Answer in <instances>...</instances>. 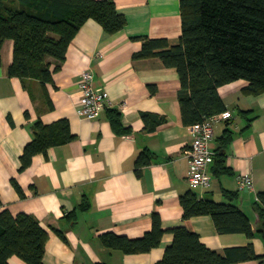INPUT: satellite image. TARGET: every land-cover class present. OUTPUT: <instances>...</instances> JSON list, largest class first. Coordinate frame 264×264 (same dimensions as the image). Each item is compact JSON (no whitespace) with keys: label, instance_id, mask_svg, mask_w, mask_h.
Here are the masks:
<instances>
[{"label":"crops","instance_id":"0c3cea01","mask_svg":"<svg viewBox=\"0 0 264 264\" xmlns=\"http://www.w3.org/2000/svg\"><path fill=\"white\" fill-rule=\"evenodd\" d=\"M125 18L114 34L86 20L73 36L52 81L21 80L9 76L13 41L0 45V201L12 215H33L47 231L43 264H154L172 241L170 229L184 226L198 234L207 247L222 252L249 242L257 255L264 242L257 235L217 232L210 216L182 218L179 196L190 190V172L184 150L191 136L182 122L175 68L157 56L134 58L145 37H163L177 45L181 34L179 0H112ZM16 0H0V12ZM90 69L93 85L112 106L96 119H81L76 108L81 94L80 74ZM243 79L221 85L217 92L232 118L213 126L208 163L210 186L197 189L198 198L232 203L249 218L253 231L258 216L257 193L264 191V93H243ZM119 114L121 127L111 124ZM145 115V116H143ZM65 119L74 138L49 147L32 157L20 170V156L33 139V126ZM231 133L223 145L228 173L217 174L215 158L225 130ZM150 162L136 166L140 153ZM250 175L251 189L240 190L238 178ZM15 181V184L13 183ZM225 191L236 193L229 200ZM86 201L84 209L80 204ZM76 212L72 224L66 215ZM158 214L165 233L160 244L144 253H124L104 247L99 235L114 232L129 238L151 229ZM60 231L64 239L57 233ZM10 264H21L14 258ZM233 264H264L247 260Z\"/></svg>","mask_w":264,"mask_h":264},{"label":"trees","instance_id":"16d2710c","mask_svg":"<svg viewBox=\"0 0 264 264\" xmlns=\"http://www.w3.org/2000/svg\"><path fill=\"white\" fill-rule=\"evenodd\" d=\"M179 1V43L169 46L166 38L145 37L134 58L157 56L166 67L175 68L180 81L178 102L182 122L190 125L226 110L217 88L235 80L247 81L243 93H264V0ZM88 19L97 21L108 34L125 26V18L112 0H16L7 5L0 12V45L5 39L13 41L9 76L23 81L37 79L43 85L51 82L73 36ZM111 124L116 132L127 131L121 127L117 113L112 115ZM73 138L65 119L49 125L37 121L33 139L20 156L19 169L28 167L34 155ZM230 138L227 129L215 158L217 174L229 172L221 149ZM149 162V155L142 152L136 166ZM195 191L190 188L179 196L183 219L207 215L220 234L243 233L249 239L257 235L264 242V191L257 193L254 203L258 216L256 231L236 205L198 198ZM225 195L229 200L236 197L232 191H225ZM87 206L86 201L80 204L82 209ZM66 217L73 224L76 212ZM170 232L172 241L154 264H233L247 260L264 263V254L257 255L251 242L219 252L207 247L197 233L184 226L174 227ZM57 233L64 239L60 231ZM164 233L160 217L153 213L151 229L142 236L129 238L104 232L99 240L108 249L144 253L157 247ZM47 239V231L33 215L24 212L12 215L0 201V264H10L11 258L21 264H43Z\"/></svg>","mask_w":264,"mask_h":264},{"label":"built area","instance_id":"2783aa9c","mask_svg":"<svg viewBox=\"0 0 264 264\" xmlns=\"http://www.w3.org/2000/svg\"><path fill=\"white\" fill-rule=\"evenodd\" d=\"M94 75L90 69H85L80 74L78 89L81 94L76 113L81 119H96L101 110L112 106L111 100L106 94L94 87ZM232 118L229 110L206 116L202 121L186 126L187 133L191 136L189 146L184 150L190 172L187 181L190 188L205 189L210 186V175L208 163L213 156L209 143L213 137V126L218 122L227 121ZM253 186L250 175L242 174L238 178L240 190L251 189Z\"/></svg>","mask_w":264,"mask_h":264}]
</instances>
